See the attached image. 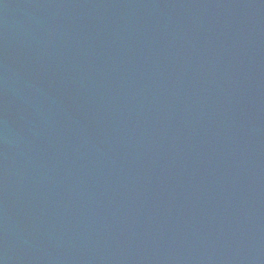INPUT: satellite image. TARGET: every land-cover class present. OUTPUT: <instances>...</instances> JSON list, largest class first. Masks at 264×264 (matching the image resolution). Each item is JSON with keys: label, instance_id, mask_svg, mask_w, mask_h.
<instances>
[{"label": "water", "instance_id": "95a60500", "mask_svg": "<svg viewBox=\"0 0 264 264\" xmlns=\"http://www.w3.org/2000/svg\"><path fill=\"white\" fill-rule=\"evenodd\" d=\"M264 140V0H0V264H208Z\"/></svg>", "mask_w": 264, "mask_h": 264}]
</instances>
